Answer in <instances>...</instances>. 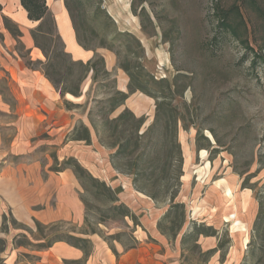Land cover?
<instances>
[{
  "label": "rangeland",
  "instance_id": "1",
  "mask_svg": "<svg viewBox=\"0 0 264 264\" xmlns=\"http://www.w3.org/2000/svg\"><path fill=\"white\" fill-rule=\"evenodd\" d=\"M63 1L68 5L67 11L71 22L72 19L74 21L72 24H76L84 43L93 49V52L90 51L91 55L92 53L94 55L96 50H104L103 56H100L106 59V64L109 55L114 57L112 71L116 79V88H119L121 82L119 76L122 74L127 78L125 85L129 83L128 76L118 68V64H127L135 75L139 70L145 78L150 77L153 81L165 80L170 83L172 94L168 104L174 110L176 108V114L182 120L176 128L169 125L161 132L166 139L175 135L181 152L180 186L175 202H180V195H185L189 199L192 194H197L196 198L199 197L200 200L203 198V193H195V190L205 189L213 183L222 189L225 195L229 192L226 181L237 184V191L242 193L241 201L245 202L246 208L239 206L230 213V206H223V215L220 213L217 216L219 220L221 216L224 217L223 223L220 224L221 240L227 241L228 237L225 238V235L238 232L239 240L250 243V231L258 213V202L254 198L255 190L259 191V196L264 193V25L251 11L247 1ZM256 3L264 12V0H256ZM111 4L116 6L122 19L127 21L125 26L118 25L109 15L108 6ZM216 5L223 11H227L232 5H236L239 9L238 16L229 15L227 23L237 29L236 34L240 40H245L244 43L219 26L215 16ZM3 19L0 18V42H2L0 44H4L3 51L9 49L25 63V59L31 58L29 51L21 42V38L19 41L12 38L4 27ZM7 21L14 24L9 19ZM52 21L54 22V19L50 24L43 25V31L52 29L53 34V44L47 47L51 52L54 47L66 52L64 45L56 39L58 32L55 22L52 26ZM112 32L120 34L121 37L114 40L111 38ZM4 35L10 36L8 45L4 43ZM38 42L42 45L47 44L41 34L38 35ZM34 47L41 53L35 43ZM32 61H45V59L42 55L41 59L33 58ZM107 67L110 68L108 64ZM89 84L87 78L81 85L82 91L88 90L89 99L94 96L102 99L107 95L103 90L94 93L95 86L89 87ZM7 90L6 79L0 80V92L3 93L4 98H2L6 102L10 100L8 94L6 95ZM134 95H136L134 104L144 111L143 114H135L129 106H126V109L135 117L144 118L139 131L141 134L154 121L155 101L140 91L130 94L128 98ZM81 97L80 100L73 101L82 105L85 98ZM121 107L115 110L110 118L117 117L116 113ZM74 112L79 116H87L86 109H76ZM10 122L11 118L0 110V135L3 141L0 148V166L4 161L3 150L7 148L13 137V131L6 126ZM186 148H189L194 155L191 163H186L184 159ZM105 149L110 151V155L112 154L110 149ZM166 149L176 153L171 145ZM124 176L131 179L129 175ZM137 193L148 198L143 193L138 191ZM225 197L227 203L233 199V195ZM85 201L90 206V217L98 220L105 212L102 203L88 196L85 197ZM203 204H193L189 201L185 205L188 213L187 223L192 221L207 224L204 222L205 216H212L213 212L203 209ZM211 205L216 206L213 202ZM155 206L164 214L168 208V201L159 202ZM0 213L8 215V208L1 203ZM105 215L109 219L96 227L99 235L90 237L97 247L95 257L97 261L95 260L94 264H105V253L110 256L112 250L116 253V250L124 251L125 247L133 245L132 239L136 227L133 228L132 222L129 219L121 221L113 218L111 214ZM82 224L83 220L81 223L66 222L61 229L70 230L73 227L79 229ZM32 227L34 229V224ZM17 231L19 230L11 229L8 235L0 233V238L5 239L8 244L9 240L17 235L14 234ZM262 240L263 249L258 248L260 244L256 239L253 241V246L248 248V260L245 264H264L263 235ZM104 246L110 252L102 251ZM256 246L257 250L254 249Z\"/></svg>",
  "mask_w": 264,
  "mask_h": 264
},
{
  "label": "crops",
  "instance_id": "2",
  "mask_svg": "<svg viewBox=\"0 0 264 264\" xmlns=\"http://www.w3.org/2000/svg\"><path fill=\"white\" fill-rule=\"evenodd\" d=\"M45 1L66 52L74 61L86 62L91 59L93 53L91 55L90 51L81 48L77 42L64 1ZM108 10L109 15L118 25H126L127 21L122 19L116 6L111 4ZM2 17L9 19L18 27L22 34L20 40L29 51L30 57L41 59L42 54L34 47L31 37V31L39 25V22L28 19L20 0H0V18ZM4 38V43L8 45L10 36L4 35ZM2 45L4 44H0V80L6 79L11 103L14 105L10 106L0 96V110L5 116L11 118V122L6 126L13 131L12 139L7 148L3 150L5 151L4 161L0 166V203L8 208L17 222L31 229H33V220L42 224L60 221L81 223L84 217V207L80 199L83 190L79 182L70 169L57 173L50 171L53 165L50 153L53 152L52 147H57L58 161L73 157L94 178L105 182L112 189L120 188L119 201L134 213L140 223L141 227H136L134 232V240L138 242V246L124 251L117 252L116 250L117 256L104 246L102 251L110 252V256L104 254L105 264H181L180 238L188 228L189 222H186L176 241L168 243L157 230V222L163 212L159 211L150 199L137 193L130 178L118 174L112 168L108 159L110 151L98 143L93 132H91L90 145H85L83 142L65 141L78 121L86 126H88V121L87 116H79L74 110H66L64 102L79 105L76 101L83 96L85 102L88 90L83 89L82 91L81 89V95L78 98L67 94L61 97L41 70L28 68L17 54L10 52L9 49L3 51ZM104 52L103 50L98 55L103 56ZM104 61L107 62L106 59ZM107 64L105 63L106 70L112 72L114 57ZM90 76L89 74L87 77L90 81L89 87L91 86ZM119 78L121 82L117 90L127 93L125 85L127 78L123 74ZM135 96L128 98L127 104L135 114L141 115L144 111L134 104ZM2 142V135H0V148ZM49 149L52 151L50 152ZM184 159L186 163H191L194 159L189 148L184 151ZM226 184L233 195L232 201L228 203L224 191L215 183L208 185L205 189L195 190V193H203V198L200 200L199 197L196 198L197 194H192L189 199L185 195L179 196L180 203L185 205L189 201L198 205L204 203L203 209L213 212L212 216H205L204 222L207 223L206 227H212L217 231V237L200 236L198 238V245L202 251L215 250L208 264H241L249 248V242L239 240L238 232H230L225 235V238L228 237L227 244L217 249L222 239L220 224L224 219L221 216L219 220L217 216L220 213L223 215V206H230V213L237 210L239 206L246 208L245 202L241 201L242 193L237 191V184L228 183V181ZM182 188L184 189V184ZM211 202L216 206H212ZM1 217L0 213V222H2ZM19 233L20 231L14 232L15 235ZM90 239L93 251L84 264H94L96 260L97 247L93 239ZM22 253L30 252L23 248L14 249L10 239L6 251L0 254V258L3 264H64V261H79L83 258L80 250L65 243H56L47 251L37 253L40 261L36 263L20 261L19 256Z\"/></svg>",
  "mask_w": 264,
  "mask_h": 264
},
{
  "label": "trees",
  "instance_id": "3",
  "mask_svg": "<svg viewBox=\"0 0 264 264\" xmlns=\"http://www.w3.org/2000/svg\"><path fill=\"white\" fill-rule=\"evenodd\" d=\"M246 1L251 11L257 15L264 25V12L259 8L256 0ZM20 3L27 12L28 19L39 22L36 29L31 31V37L45 59V61H31L27 58L25 59L26 66L30 69L41 70L45 78L61 97L66 94L79 97L81 95V85L89 74L91 75V87L95 86L94 93L97 94L101 90L107 93L102 99H98L96 96L89 99V92L87 91L86 101L83 105L64 102V107L68 111L86 109L88 120V126L78 121L65 141L83 142L85 145H90L91 132H93L98 143L112 151L110 155L112 168L119 174L131 176L132 186L136 191L143 193L155 204L168 201L167 210L157 222V230L166 238L168 243L175 242L188 220V213L185 204L175 202L180 186L181 152L176 143L175 135L166 139L161 132L162 129L168 128L169 125L176 128L177 124L182 120L181 117L177 116L176 108L174 110L168 104L172 94L170 83L165 80L157 82L150 77L145 78L139 70L137 75H135L127 64H118V68H121L129 78L128 92L118 91L113 71L108 72L106 70L105 61L100 55L94 54L91 59L82 62L72 60L71 56L62 49L54 47V50L50 51L47 46L53 44L52 29L45 32L43 31V25L45 23L50 24L53 19L48 13L45 0H20ZM64 5L66 10H68V5L65 1ZM215 9V16L219 26L228 31L231 36L238 38L237 29L227 23L229 15L238 16L239 9L236 5H232L227 11L221 10L218 6ZM3 20L5 29L12 38L19 41L22 34L18 27L15 24H10L5 18ZM72 22L74 23L73 19ZM52 23L53 26L54 22L52 21ZM72 25L79 46L86 51L93 52V49L84 43L76 24ZM39 34L46 40V45L39 44ZM120 37V34H114L113 32L111 34V38L114 40ZM56 39L63 45L58 35ZM238 40L245 42V40H240L239 38ZM121 46L123 47V45ZM136 91L148 95L155 101L154 121L141 134H139V131L144 123L143 117L137 118L129 110L125 109L117 117L110 118V115L124 104L129 95ZM6 95L10 98L7 102H10V106L13 107L14 103H11L10 94L6 93ZM0 96L3 97V93L0 92ZM168 145H171L173 150L175 148V154L171 150L167 151L166 147ZM52 149L53 152L50 153V157L53 165L50 171L57 173L70 169L83 190L80 195L84 207L82 226L79 229L73 227L70 230H62L61 226L65 225L66 222L42 224L33 220L34 229H31L17 222L8 210V215L3 214L1 217L0 233L8 235L11 229L20 231L18 235L11 238V241L14 249L23 248L30 252L20 254L19 259L22 262H39L40 257L36 255L37 253L47 251L56 243H65L72 248L80 250L83 253V258L79 261H64V264H84L93 249L90 237L99 235L96 229L97 225L105 223L109 219L105 214H111L110 216L121 221L129 219L133 224V228L140 226V223L134 213L126 205L120 203L118 190L112 189L105 182L94 178L73 157H68L59 163L56 156L57 147H52ZM258 194L259 191L255 190L254 198L258 202V213L250 231L249 249L253 246L255 239L260 244L258 248L263 249L264 193L261 196ZM87 196L99 201L105 208V212L99 216L98 220L90 217V206L85 201ZM200 236L217 237V231L212 227H206L204 224L190 221L188 228L180 238L181 264H208L215 250L202 251L198 245ZM132 240L133 245L125 247V250L136 247L137 242L134 239ZM227 242L228 240L223 242L221 240L217 249L223 248ZM6 248V240L0 238V254L4 253ZM254 249L257 250V246ZM112 252L116 255L113 250ZM247 257L248 252L243 259L244 263L242 261L243 264L247 262ZM0 264H3L1 258Z\"/></svg>",
  "mask_w": 264,
  "mask_h": 264
},
{
  "label": "water",
  "instance_id": "4",
  "mask_svg": "<svg viewBox=\"0 0 264 264\" xmlns=\"http://www.w3.org/2000/svg\"><path fill=\"white\" fill-rule=\"evenodd\" d=\"M102 51L103 50H96L95 51V54H100V53H102ZM126 106H128V105H127V103L125 101L124 105L120 108V111L116 113L117 114L116 116H118L123 110H125L126 109ZM139 117H141V116H139Z\"/></svg>",
  "mask_w": 264,
  "mask_h": 264
},
{
  "label": "bare ground",
  "instance_id": "5",
  "mask_svg": "<svg viewBox=\"0 0 264 264\" xmlns=\"http://www.w3.org/2000/svg\"><path fill=\"white\" fill-rule=\"evenodd\" d=\"M107 59H108V62H110V61L113 60V56H112V55H109ZM68 97L71 98L70 96H68ZM71 99H72V98H71ZM231 195H232V192H231L230 189H229V192L226 193V196L229 197V196H231Z\"/></svg>",
  "mask_w": 264,
  "mask_h": 264
}]
</instances>
